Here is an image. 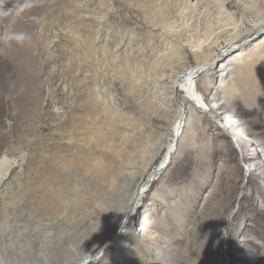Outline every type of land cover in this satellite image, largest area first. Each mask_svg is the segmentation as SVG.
Wrapping results in <instances>:
<instances>
[{"label":"rangeland","instance_id":"1","mask_svg":"<svg viewBox=\"0 0 264 264\" xmlns=\"http://www.w3.org/2000/svg\"><path fill=\"white\" fill-rule=\"evenodd\" d=\"M8 8L0 264H264V0Z\"/></svg>","mask_w":264,"mask_h":264},{"label":"bare ground","instance_id":"2","mask_svg":"<svg viewBox=\"0 0 264 264\" xmlns=\"http://www.w3.org/2000/svg\"><path fill=\"white\" fill-rule=\"evenodd\" d=\"M193 86H194V84L192 83L191 74L183 76V77H180L175 82L176 90H180V91L184 92L185 95L187 96L188 101L190 103L198 106L200 101L197 98V95L194 93ZM183 107H184V104H181V109H183ZM184 117H185V112L183 110V114L181 115L180 120H179V130L182 129V121H183ZM177 127H178V125L176 126V128ZM10 169H11V166L9 165L8 167L4 168L3 170H0V183L6 178V176L8 175V172H9ZM118 232H119V230L116 231V233H115L116 237L114 238V240L119 235V238H118L117 241L118 242L123 241V239H124L123 234L122 233L118 234ZM111 243H109V244H111ZM87 260H89V259H87ZM90 260L89 261H86V260L80 261L79 260L76 264H91Z\"/></svg>","mask_w":264,"mask_h":264},{"label":"clouds","instance_id":"3","mask_svg":"<svg viewBox=\"0 0 264 264\" xmlns=\"http://www.w3.org/2000/svg\"><path fill=\"white\" fill-rule=\"evenodd\" d=\"M15 7L17 10V14H19V12L25 10L27 7H29V5L28 4H22V5H16ZM12 11H13L12 8L4 9V10L0 11V16L7 17L12 13ZM14 38L18 41H22L23 39H25V36L23 33H20V34H16Z\"/></svg>","mask_w":264,"mask_h":264},{"label":"water","instance_id":"4","mask_svg":"<svg viewBox=\"0 0 264 264\" xmlns=\"http://www.w3.org/2000/svg\"><path fill=\"white\" fill-rule=\"evenodd\" d=\"M174 150H175V148H172V149L170 150V152H169V154H168V158H167L166 163L163 165L162 168H160V170L155 171V172L150 176L149 180H152V179H154L155 177H157V176L161 173V171H162V170H163V169L169 164V162L171 161L172 155H173V153H174ZM125 223H126V222L124 221L123 224L121 225V228H120L118 234H120V233L122 232V229L124 228ZM115 240H116V239H115ZM115 240H114V241H115Z\"/></svg>","mask_w":264,"mask_h":264}]
</instances>
